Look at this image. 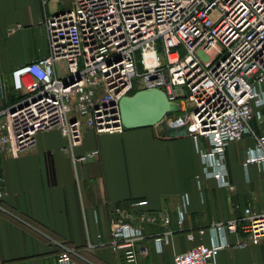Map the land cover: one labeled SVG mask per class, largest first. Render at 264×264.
I'll list each match as a JSON object with an SVG mask.
<instances>
[{
    "label": "built area",
    "instance_id": "built-area-1",
    "mask_svg": "<svg viewBox=\"0 0 264 264\" xmlns=\"http://www.w3.org/2000/svg\"><path fill=\"white\" fill-rule=\"evenodd\" d=\"M70 1V8L44 20L47 55L0 80V152L16 156L34 147L37 132L57 128L66 140L63 152L83 163L99 152L74 155L84 128L122 131L120 100L158 88L188 111L183 120L167 121L189 126L207 178L233 189L226 147L246 135L255 145L244 165L259 164L264 174V131L251 125L264 120V0ZM9 92L15 97L6 102ZM3 194L0 188V201ZM189 204L184 195L180 223ZM170 221L167 211L151 210L148 199L121 203L112 211L111 246L133 264L137 246L145 253L142 242L150 240L145 225L167 227ZM212 228L215 242L177 254L174 264H217L219 252L230 246L229 234L239 228L248 238L240 246L260 243L264 211L249 205L242 220ZM169 233L152 237L160 250ZM58 246L56 264H88L75 247Z\"/></svg>",
    "mask_w": 264,
    "mask_h": 264
},
{
    "label": "crops",
    "instance_id": "crops-1",
    "mask_svg": "<svg viewBox=\"0 0 264 264\" xmlns=\"http://www.w3.org/2000/svg\"><path fill=\"white\" fill-rule=\"evenodd\" d=\"M70 5V0H0V80L47 55L44 20ZM14 97L9 92L5 101ZM251 125L264 131V120L253 119ZM65 144L52 128L37 132L34 147L25 152H0V264H56L59 243L75 247L88 264H128L111 246V216L116 206L139 199H148L153 211H167L171 221L167 227L145 225L150 240L142 242L145 253L137 246L133 264H174L177 254L217 240L214 223L242 220L249 205L264 211L261 165H244L255 145L250 135L226 147L233 189L204 175L193 135L166 138L156 126L119 132L85 127L74 155L99 152L83 163L72 162L62 150ZM184 195L190 204L180 223ZM165 230L169 240L160 250L152 237ZM244 239L241 228L230 233V246L219 252L217 264H264V240L242 247L238 243Z\"/></svg>",
    "mask_w": 264,
    "mask_h": 264
},
{
    "label": "water",
    "instance_id": "water-1",
    "mask_svg": "<svg viewBox=\"0 0 264 264\" xmlns=\"http://www.w3.org/2000/svg\"><path fill=\"white\" fill-rule=\"evenodd\" d=\"M181 111L166 93L158 88L142 89L120 100L121 124L125 129L156 126L166 138L192 135L186 124H170L166 117Z\"/></svg>",
    "mask_w": 264,
    "mask_h": 264
},
{
    "label": "rangeland",
    "instance_id": "rangeland-1",
    "mask_svg": "<svg viewBox=\"0 0 264 264\" xmlns=\"http://www.w3.org/2000/svg\"><path fill=\"white\" fill-rule=\"evenodd\" d=\"M187 113L188 111L184 110V107H183V109L179 112L170 113L166 119H168L171 122L180 121L181 119L183 120L186 118Z\"/></svg>",
    "mask_w": 264,
    "mask_h": 264
}]
</instances>
